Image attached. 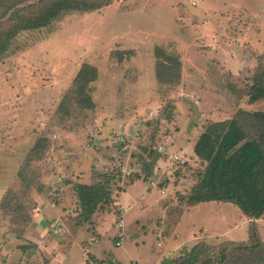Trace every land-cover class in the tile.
Returning a JSON list of instances; mask_svg holds the SVG:
<instances>
[{
    "label": "rangeland",
    "instance_id": "374dc122",
    "mask_svg": "<svg viewBox=\"0 0 264 264\" xmlns=\"http://www.w3.org/2000/svg\"><path fill=\"white\" fill-rule=\"evenodd\" d=\"M155 53L169 64L180 59V83L158 81ZM263 60L264 0H111L18 35L0 59V264L47 263L35 235L25 233L39 227L67 241L68 220L78 218L74 184L115 178L120 164L127 170L111 188L114 197L123 194L98 212L111 213L100 224L101 245L120 264H147L171 251L169 258L178 257L179 246L197 244L211 249L205 262L253 236L264 242V218L250 219L230 203L189 206L204 165L191 157L193 140L178 142L193 127L202 132L240 112L264 113V99L249 97ZM124 110L132 121L111 124ZM149 164L159 185L134 198L135 188L126 187ZM39 196L67 202L62 218L71 229L46 214L33 229ZM4 200L12 203L6 210ZM82 227L85 245L96 228Z\"/></svg>",
    "mask_w": 264,
    "mask_h": 264
},
{
    "label": "trees",
    "instance_id": "16d2710c",
    "mask_svg": "<svg viewBox=\"0 0 264 264\" xmlns=\"http://www.w3.org/2000/svg\"><path fill=\"white\" fill-rule=\"evenodd\" d=\"M110 4L111 0H0V21H8L5 29L0 28V59L21 33L47 28L69 12H90ZM155 56L158 81L180 83V59L169 64L157 53ZM250 88L251 102L264 99V60L254 73ZM194 152L204 169L197 174L198 181L191 189L190 207L213 202L230 203L238 206L250 219L264 218V113L240 112L231 120L212 123L200 135ZM43 153L34 159H43ZM115 167L119 170L115 178L104 175L92 183L74 184L78 199L76 224L89 222L103 206L113 202L112 180L120 183L124 176L122 165ZM151 168L153 166L149 164L143 178L140 174L133 175L130 185L141 179L152 180ZM30 188L29 184L27 191ZM123 191L121 189V193ZM11 206L9 200H4L3 209ZM247 241L230 245L232 249L225 247L216 260L206 258L205 262H202L204 255L211 249L197 244L188 250L186 245L178 257L166 259L161 264H264V242L258 236Z\"/></svg>",
    "mask_w": 264,
    "mask_h": 264
},
{
    "label": "crops",
    "instance_id": "0c3cea01",
    "mask_svg": "<svg viewBox=\"0 0 264 264\" xmlns=\"http://www.w3.org/2000/svg\"><path fill=\"white\" fill-rule=\"evenodd\" d=\"M212 21H213L212 24L209 20L207 21V22H209L208 27L212 26L215 28L216 26L219 25L217 20L212 19ZM206 32L208 33V30ZM223 55H227V54H223ZM234 57H235V55L231 56L230 58H234ZM221 63H222V66H225L222 61H221ZM183 65H184V62H183ZM155 76H157L156 72H155ZM124 111H127V110H124ZM127 113H128V111L125 114H120L119 118H116L113 122H111V124H113L114 122L115 123L120 122L123 124L130 123L132 121L131 120L132 118L131 117L127 118L128 117ZM153 114H155V113H153ZM217 122H219V121H217ZM116 125H114V127H116ZM120 125H122V124H120ZM126 127L127 126H124V129H125L124 132L126 131ZM193 128L194 129H189L192 131L191 133L188 130V131H186V134H182V136L180 137L181 139L179 138L178 142L180 145L184 144V141H183L184 137H187L188 139L193 140L194 146H193V149L191 152L192 153L191 157H193V161H200L197 158V156L195 155L194 147H195L196 142L199 139L200 135L203 132H205L207 128H205V130H203L202 132H200V130L202 128L201 126H197V127H193ZM51 160L53 161V164L55 163V165H56V162L53 158V155H52ZM120 165H122L123 170H127V167H125L123 164H120ZM202 166H203V164H202ZM161 173H163V172H160V174ZM157 174H159V170H155L154 175H157ZM140 181H142L146 184V186L144 188H143V185L142 186L140 185L141 184ZM183 182H185V180ZM187 183H189V181H187ZM149 186L153 187L151 185V182L148 185V182H146L144 179H141V180H138L135 183L127 186L126 191L128 192L129 189L135 188V197L134 198H136V193L142 194L143 192H146L147 189L149 188ZM131 191H134V190H131ZM122 194H123V192L120 193L121 196H122ZM165 194H167V192ZM120 195H119V197H115V199L117 201L121 198ZM60 196H61V194H60ZM64 199H66V198H64ZM116 202H115V205H116ZM37 203L38 204L35 206V208H36L38 213L37 214L35 213L33 216V218H34L33 229H35L36 225L39 226L38 225L39 219L45 214L48 217L56 218V221H58L60 223V225L66 226L68 230L71 229L70 227H73V230H71V234L69 235V238L67 239V241L65 239H61V237L58 238V237L53 236L52 234H50L48 232L47 229H45V230L42 229V232H41L39 227L36 229L37 233H33V232L31 233V231L30 232L27 231V233H25L24 236H27L26 238L30 239V240H32V238H30V234L32 236H33V234L35 235V239H34L35 242L34 243L36 244L37 248L39 249V252H42L44 254L45 258L47 259V263H45V264H88L86 261L87 260L86 256H85V258H83L84 255L88 254V253H90V255L94 257V259H93L94 261L100 260V262L101 261L103 262L102 264H104V261L107 262L105 264H120L119 261L116 259V257L111 254V250L110 249L107 250L106 248H104L101 245L102 237H101V234L99 233L100 224L103 221V219L105 218V216L107 214H111V213L106 212L107 214L106 213L104 214L101 212V213H96L93 216V218L89 221V223H92V225L96 228V235L89 236L87 238V240H88L87 244L83 245V242L86 240L85 239L86 236L84 235V232L82 231V229H83L82 225L76 224L75 222L73 223L72 219L71 220L69 219L68 220V222H70L69 223L70 227H69L67 225V222H66L67 220L65 221V219L62 218L63 215L65 213H67V212H64V208L66 207L67 202L62 203V200H61V202L45 201L42 199V196H39V198L37 199ZM129 208L130 207L125 208L124 210L128 211ZM40 214H42L41 217H40ZM86 223H88V222H86ZM47 225L51 226L50 222L47 223ZM123 227H124V222H123ZM119 228H121V227L119 226ZM119 236L121 238L123 237V235H121V234ZM118 243L119 242H117L115 244L117 245ZM184 246H186V245H184ZM181 248H183V246H179L175 251L178 252V250ZM172 252H174V251H171V253H169L163 259H160L159 257L153 258V260L148 262L147 264H161L166 259H170L169 257L172 254ZM140 262H141L140 264L144 263L143 260H140ZM93 263L94 262L91 261V264H93Z\"/></svg>",
    "mask_w": 264,
    "mask_h": 264
},
{
    "label": "built area",
    "instance_id": "2783aa9c",
    "mask_svg": "<svg viewBox=\"0 0 264 264\" xmlns=\"http://www.w3.org/2000/svg\"><path fill=\"white\" fill-rule=\"evenodd\" d=\"M153 115V113L151 112V116ZM160 150H162V148H160ZM176 157V156H175ZM177 159V158H176ZM151 185L153 186V187H156V186H158L159 185V182L157 181L156 182V180H154V179H152L151 180ZM161 192H162V194H165L166 193V190H165V188H163L162 190H161ZM56 223H58V221H56ZM119 226L120 227H123V224L121 223V224H119ZM118 245H119V243H118Z\"/></svg>",
    "mask_w": 264,
    "mask_h": 264
}]
</instances>
